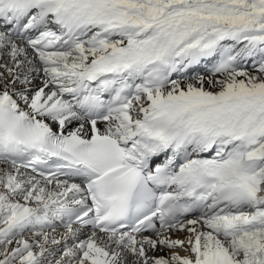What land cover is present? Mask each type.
<instances>
[{"label": "snow or ice", "instance_id": "snow-or-ice-1", "mask_svg": "<svg viewBox=\"0 0 264 264\" xmlns=\"http://www.w3.org/2000/svg\"><path fill=\"white\" fill-rule=\"evenodd\" d=\"M0 264H264V0H0Z\"/></svg>", "mask_w": 264, "mask_h": 264}, {"label": "bare ground", "instance_id": "bare-ground-1", "mask_svg": "<svg viewBox=\"0 0 264 264\" xmlns=\"http://www.w3.org/2000/svg\"><path fill=\"white\" fill-rule=\"evenodd\" d=\"M183 254V253H182Z\"/></svg>", "mask_w": 264, "mask_h": 264}]
</instances>
